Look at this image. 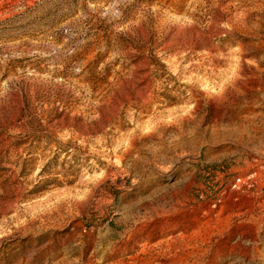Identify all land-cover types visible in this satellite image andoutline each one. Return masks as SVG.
Here are the masks:
<instances>
[{
    "label": "rangeland",
    "instance_id": "1",
    "mask_svg": "<svg viewBox=\"0 0 264 264\" xmlns=\"http://www.w3.org/2000/svg\"><path fill=\"white\" fill-rule=\"evenodd\" d=\"M0 264H264V0H0Z\"/></svg>",
    "mask_w": 264,
    "mask_h": 264
},
{
    "label": "built area",
    "instance_id": "2",
    "mask_svg": "<svg viewBox=\"0 0 264 264\" xmlns=\"http://www.w3.org/2000/svg\"><path fill=\"white\" fill-rule=\"evenodd\" d=\"M224 171H225L224 168L221 167V168L215 169L214 173L218 175V174L224 173ZM256 174H257L256 171H251L245 177H237L234 181V184L232 185V189L238 188L241 183H246L250 185L252 181H254V178L257 176Z\"/></svg>",
    "mask_w": 264,
    "mask_h": 264
}]
</instances>
